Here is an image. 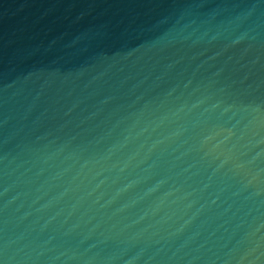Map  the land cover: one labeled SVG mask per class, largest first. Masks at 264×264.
I'll return each instance as SVG.
<instances>
[{
    "label": "water",
    "instance_id": "water-1",
    "mask_svg": "<svg viewBox=\"0 0 264 264\" xmlns=\"http://www.w3.org/2000/svg\"><path fill=\"white\" fill-rule=\"evenodd\" d=\"M0 264H264V0H0Z\"/></svg>",
    "mask_w": 264,
    "mask_h": 264
}]
</instances>
